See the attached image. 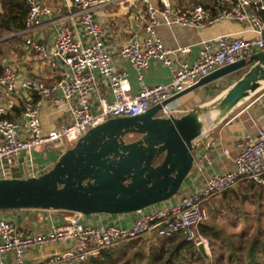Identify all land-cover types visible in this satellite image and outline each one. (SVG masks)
<instances>
[{
  "label": "built area",
  "instance_id": "obj_1",
  "mask_svg": "<svg viewBox=\"0 0 264 264\" xmlns=\"http://www.w3.org/2000/svg\"><path fill=\"white\" fill-rule=\"evenodd\" d=\"M28 9L23 27L12 31L11 35H23V45L37 52L47 60L52 68L59 63L66 66L64 75L52 84L24 77L18 80L15 70L3 66L0 85L5 99L0 104V177L20 176L18 155L25 151L30 167L24 176L37 174L32 160V149L45 144L59 143L65 149L87 128L113 116L140 113L151 105L159 103L156 114L179 115L183 108L186 93L166 103L162 102L213 69L245 58L264 48V0H210L206 3H193L189 6L172 4L169 0H63L66 12L52 17L55 22L53 50L32 37V31L40 26L43 17L51 13V7L40 0H26ZM114 3V9L107 5ZM127 4H132V14L145 31L142 38L131 36L118 53L127 58L131 65L140 71L151 58L161 60L171 72L168 81L148 84L138 75L139 88L130 91L126 72L113 64L112 53L105 45L100 18L125 13ZM128 8V7H127ZM221 20L244 21L245 30L250 35L234 32H221L200 40L196 57L189 61L175 58L174 51L185 52L187 46L168 48L158 33L160 23L178 24L202 28ZM99 77L106 80L113 98L100 97L98 108H91L90 94L96 89ZM18 84V85H17ZM17 86L35 90L42 97L53 96V100L72 101L70 120L59 127L43 130L39 108L41 98L27 103L22 115L27 133H22L21 123L5 116L14 105L11 93ZM213 139L207 146L218 145ZM234 145L237 152L231 157L232 166L223 171H213L202 184L192 190L161 201L160 205L135 210V215L127 225L116 223L90 222L77 211H67L65 221L54 225L49 231H32L21 228L15 221L0 217V264H27V254L36 250L43 258L36 264H77L102 249L122 242L145 236L168 237L183 232L187 240L196 245L203 242L209 246L208 238L200 226L210 216L209 200L223 191L232 188L243 179L264 182V126L254 134L238 136ZM63 149V150H64ZM223 154H229L226 147ZM204 158L209 162L210 156ZM159 203V202H158ZM154 240V239H153ZM64 245V247H63ZM53 247L54 251L46 249ZM10 254L11 258L7 257Z\"/></svg>",
  "mask_w": 264,
  "mask_h": 264
},
{
  "label": "water",
  "instance_id": "obj_2",
  "mask_svg": "<svg viewBox=\"0 0 264 264\" xmlns=\"http://www.w3.org/2000/svg\"><path fill=\"white\" fill-rule=\"evenodd\" d=\"M130 21L135 25L133 14ZM243 68L220 93L179 115L156 114V103L140 113L106 118L87 128L45 171L0 177V209L120 214L172 197L193 165L195 140L264 87V48L213 69L162 102ZM196 246L208 264L207 247Z\"/></svg>",
  "mask_w": 264,
  "mask_h": 264
},
{
  "label": "crops",
  "instance_id": "obj_3",
  "mask_svg": "<svg viewBox=\"0 0 264 264\" xmlns=\"http://www.w3.org/2000/svg\"><path fill=\"white\" fill-rule=\"evenodd\" d=\"M40 1L47 3L52 11L49 15L44 16L42 24L32 31V37L43 42L48 48V51L52 52L56 27L52 17L54 18L66 12L67 8L63 0ZM169 1L172 4L189 6L193 3H206L210 0ZM153 2L155 4H160V0H153ZM136 4L143 7L140 0H136ZM114 8V3L107 5V9L109 10ZM132 8V4H127L124 8L125 13L102 17L100 20L103 27L104 42L108 50L112 53L113 64L118 69H122L126 72L127 79L130 83V91L136 92L139 88V74H141L144 81L148 84H160L170 79L171 72L167 65L156 58H151L148 64L138 71L131 65L127 58L122 57L118 53L119 48L125 44L131 36L142 38L145 35L144 29L138 22L135 21V25L131 24L130 16L132 15ZM1 11L2 8L0 6V13ZM247 25L248 24L244 21L236 20H221L202 28L160 23L157 30L168 48L175 49L178 46H187L188 49L185 52L174 51V57L176 59L185 58L192 61L198 53L201 39L212 37L221 32H234L243 36H248L251 32L245 30ZM5 65L11 66L17 73V77L34 78L41 80L45 84L54 83L66 72V66L64 64L59 63L56 68H52L49 62L43 59L37 52L23 45L22 34L11 35V32H6L0 37V74ZM237 72H239V70L233 72L234 74L231 73L233 75L229 74L191 90L184 96L183 108L187 110L197 103L213 98L237 78ZM57 94H59V91L55 92L54 95ZM11 96L14 99V105L5 116L20 122L23 134L27 133L26 127L23 125V109L27 103L39 98H41L39 117L43 130L59 127L70 120L72 101L60 100L56 102L53 100V96L42 97L35 90L20 86H17V90L12 92ZM100 97H104L108 100L113 98L106 80L102 77H99L96 89L90 94L92 109L95 110L98 108ZM4 99L3 86L0 85V104ZM242 103H240L222 122L195 140V146L192 149L194 155L193 165L184 178L179 193H184L200 186L206 176L213 171L229 169L232 166L231 157L237 152V148L234 145L235 139L247 133L254 134L259 127L264 126V87ZM213 139H219L218 145L207 146ZM223 147L228 148L229 154H223L221 150ZM63 149V146L59 143L45 144L32 149V162L36 165L37 174L52 166ZM205 153L210 156L209 162L204 158ZM27 159L26 152L21 151L18 155L19 167L17 168V173H19V175L21 174L20 176H24L25 171H28L30 167L29 160ZM179 193H176L174 196H177ZM173 197L171 199H173ZM160 204L159 202L155 205ZM67 214V211L63 212L42 208H12L0 210V217L15 221L21 228L45 232L49 231L52 226L63 223ZM134 215V211L120 214L98 212L83 215V219L94 223L103 222L127 225ZM46 250L54 251V248L49 247ZM7 257L10 260V254H7ZM41 258H43V256L37 254L36 250L33 249V252L27 254L26 261L27 264H36Z\"/></svg>",
  "mask_w": 264,
  "mask_h": 264
},
{
  "label": "trees",
  "instance_id": "obj_4",
  "mask_svg": "<svg viewBox=\"0 0 264 264\" xmlns=\"http://www.w3.org/2000/svg\"><path fill=\"white\" fill-rule=\"evenodd\" d=\"M0 6L2 8L0 37L6 32L23 27L24 16L28 9L26 0H0ZM246 69L239 70L237 77ZM160 160L161 156L155 159V163ZM255 182L250 180L247 183L251 185ZM226 191L223 192L226 193ZM223 203L226 206L231 205L229 201ZM215 214L216 212L210 209L209 218L200 226L201 232L208 238L209 245L212 244L211 253L214 255V261L211 264H222L223 259L233 261L235 264H264V237L261 230L259 229L252 236L247 245L236 244L235 238L215 222ZM216 243L217 245H215ZM226 245L231 247L227 257L222 250ZM115 248L126 249V244L120 243L104 248L97 255L77 264H115L117 259L113 256ZM121 264H204V258L194 242L187 240L183 232H177L172 236L158 237L157 242L148 251H134Z\"/></svg>",
  "mask_w": 264,
  "mask_h": 264
},
{
  "label": "rangeland",
  "instance_id": "obj_5",
  "mask_svg": "<svg viewBox=\"0 0 264 264\" xmlns=\"http://www.w3.org/2000/svg\"><path fill=\"white\" fill-rule=\"evenodd\" d=\"M135 136V134H131L129 138ZM249 181L247 179L240 180L232 188L227 189L226 193L218 194L211 198L208 203L209 208L216 212L215 222L220 228L231 234L235 238L236 244L240 245H247L259 229L264 237V182H255L249 185L247 183ZM228 201L231 204L230 206L223 203ZM153 239L150 240L145 236H141L122 242L121 244H126V249L115 248L113 255L117 258L115 264H121L134 251H148L157 242L158 237ZM211 245L210 243L207 247V251L211 255L208 264L214 261ZM230 248L228 245L222 248L226 257ZM222 264H235V262L223 259Z\"/></svg>",
  "mask_w": 264,
  "mask_h": 264
}]
</instances>
